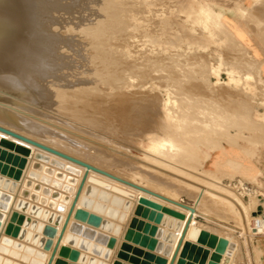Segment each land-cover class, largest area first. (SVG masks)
<instances>
[{"label":"rangeland","instance_id":"obj_1","mask_svg":"<svg viewBox=\"0 0 264 264\" xmlns=\"http://www.w3.org/2000/svg\"><path fill=\"white\" fill-rule=\"evenodd\" d=\"M85 3L57 25L80 76L32 95L0 87V108L65 132L75 155L110 171L143 182L131 170L145 166L183 185L155 187L188 204L198 205L193 190L239 197L243 214L227 219L239 228L195 216L198 238L179 263L264 264V0ZM76 174L0 142V264L44 262ZM149 198L89 182L55 264H162L181 211Z\"/></svg>","mask_w":264,"mask_h":264},{"label":"bare ground","instance_id":"obj_2","mask_svg":"<svg viewBox=\"0 0 264 264\" xmlns=\"http://www.w3.org/2000/svg\"><path fill=\"white\" fill-rule=\"evenodd\" d=\"M86 1L87 0H0V87H2L4 89L6 88V89L17 90L20 93V95L21 94L24 95L26 93L25 90H28L29 92L32 91V93H31V95H32L34 90H36L35 92H37L38 90H39V92L40 91L44 92V88L42 87L41 83L46 85V87H48V86L52 87V86H56V84H59V85L61 83L63 84V82L65 81L67 76H72L74 78V80L76 78H78V76H80V74L77 72H74L75 70L70 67L71 62L68 59L69 56L66 53L68 51V48L73 47V45L71 46L66 41V43L68 44V45H66L67 47L64 49L60 48V46H59L60 42H64V39H61L59 37V34H58L59 28L57 27V25H58V23H61L62 19H64L65 16H67V14H70L72 12L73 7L76 8L77 6L84 4ZM89 1H92V0H89ZM88 6H90L89 3H88ZM86 7H87V5H86ZM104 7H105V5H104ZM99 8H101V7H99ZM77 9H79V8H77ZM98 10H100V9H98ZM75 12H77V11H75ZM74 13H72V14H74ZM70 15H68V16H70ZM102 15H100V16H102ZM89 16H90V14H89ZM92 17H94V16H92ZM74 19H76V18H74ZM87 20H88V18H87ZM71 21H72V18H71ZM66 22H65V24H66ZM72 22H70V23H72ZM81 23L83 24V21ZM90 24H91V22H90ZM90 24L88 23V25H90ZM98 24L99 23H97V25ZM67 25H68V23H67ZM85 27H86V25H85ZM83 28H84V26H83ZM91 28H92V26H91ZM83 39L84 38H81V39L77 38V42L79 40L81 43V41ZM77 42H75V46L78 48H83L81 46V44L79 42L78 43ZM82 43H84V42H82ZM52 63L54 65H52ZM65 83H67V85H69V82L65 81L64 84ZM60 87H62V85H60ZM7 91L10 92V90H7ZM56 93H57V91H56ZM56 93H54V94H56ZM13 94H15V93H13ZM55 97H53V98H55ZM23 99H25V98H23ZM17 103H14L15 106ZM1 104L3 105V103H0V105ZM9 105H11V104H9ZM18 105L21 106L22 104L19 103ZM20 106H19V108H20ZM22 107H23V105H22ZM20 109H22V108H20ZM23 112H19L18 110H15L13 108L11 109V107H6V106L0 108V125H3L7 128L14 130V131H17L18 133H21V134L28 136L30 138L36 139L42 143L50 145L54 148H57L61 151L66 152L70 155L78 157L79 159L87 161V162H89V163H91L97 167H100L102 169H105V170H107V171H109V172H111V173H113L119 177L125 178L129 181H132V182H135V183H137L143 187L151 189V190L158 192L162 195H165L169 198L179 200L178 198H176V196H174V194H175L174 192H172L171 194H167L169 192L165 193V190L161 191L160 189L158 190L157 187H155L156 182H157V184L159 182L162 185L167 184L168 187L170 185H173V183H170L173 181H170L168 178L165 179V177H163V176L160 178V176L158 177L155 174H152L151 171L146 170L147 168H145V166H143L144 168L134 166L131 170V171H133V173L135 175H140V177L142 176L143 178H145L143 180H146V181H143V182L134 180L128 176L120 175V174H118L119 171H118V173L110 171L111 169L108 170L107 168L104 167V165L101 166V165L97 164L96 162H94L93 158L91 161V160H88L86 158H82L80 155L79 156L75 155L76 151L80 150V149L75 148L74 147L75 145L73 143H71L72 139H74V138L70 137L71 141L68 142L70 140V138L66 137L67 140L65 141L66 138L62 136V135H64L65 132L61 133L63 131L60 132L59 130H57V131L54 130L55 132L51 131L53 129V127H49V125L47 126L46 124H43V123L41 124V121H40V123H39V121L36 122L37 119H35V118L33 119V117H34L33 115H32L33 117L31 118L28 115H26V113H23ZM30 116H31V114H30ZM49 121H51V120H49ZM48 127L50 130L48 129ZM67 135H68V133H67ZM65 136H66V134H65ZM71 136H74V135H71ZM45 138L50 139V140H45ZM60 139L64 140L63 143L67 142V143H70L71 145L70 144H67V145L63 144L66 149L65 150H63L64 148L61 149L62 146L59 147L60 144L62 145V143L60 142L61 141ZM4 141H9V142H11V144H13V146H16V147L20 146L23 149H27V151L40 152V153H42V154H44L50 158L61 161L64 164H68L69 166L71 165L74 167V169L76 168V170H77L75 181L73 182V187L70 190L69 199L67 200V205L65 206V208L61 214L60 222L58 223V227L55 230V234L53 235V238L51 240L52 242L50 244V247L45 254V260L42 263V264H46L47 259L51 253V249H52L54 242L57 238V235L60 231L61 225L65 219L66 213H67L68 208L70 206V203L74 197L75 191L77 189V186L79 184V181L83 175L85 168L82 166H79L75 163H72L70 161H67L61 157L53 155L47 151L41 150L35 146L27 144V143H25L21 140H18L14 137H11L5 133L0 132V142L5 143ZM76 141H78V140H76ZM80 143L83 146L85 145L83 142H80ZM72 144L74 146H72ZM86 148H88V147H86ZM75 149H76V151H74ZM77 153H78V151H77ZM93 153L94 152H92V154ZM95 153H96V150H95ZM97 153H99V152H97ZM82 154H84V153H82ZM106 154H107V152H106ZM89 155H91V154H89ZM89 155H87V156H89ZM101 155H103V154H101ZM103 156H105V155H103ZM106 156L100 157V155H99V157L102 159V161H109V159H107ZM112 156L114 157V155H112ZM95 158H96V156H95ZM118 161H119V159H118ZM116 163H118V162H116ZM125 163H127V160ZM162 178H164L166 181ZM93 180L101 181L102 183H105L108 185L112 184V185H117L120 187H125L127 189L134 191L135 193L150 197L149 198L150 201H151V198H153V199H155L161 203H164L166 205H170V206L175 207L181 211L179 220L177 219V223L175 224L176 232H175L174 237H172L173 241L167 250L166 258L162 262V264H168L170 256L173 252V249H174V247L177 243V240L179 238V235L181 233L182 227L185 223L187 216L189 215V211L187 209H183L181 207L175 206L173 204H170L168 202H165L163 200H160L158 198L150 196V195H148L142 191H139L137 189H134L132 187H129L127 185L119 183L118 181H116L114 179H111L109 177H106L104 175H101V174L96 173V172L91 171V170H89V172H88L87 178L83 184L82 190L80 192L78 200L75 204V207L73 209V212L71 214V217L69 219L67 227H66L65 232L61 238L57 252H56L54 259H53L51 264L56 263L55 261H56V257H57L59 247L63 244L65 238L67 237V232L69 230V227L72 224L75 212H76L79 204L82 201V198H83V195L86 191L87 185L89 184V182H91ZM150 181L155 182V183L152 184V183H150ZM168 181H170V182L168 183ZM174 183H176V182H174ZM160 184H158V185H160ZM173 186H174V190L177 189L176 188L177 186L179 187L178 190L180 189V187L183 188V185L181 186L179 184L173 185ZM199 187H201V186H199ZM216 187H218V186H216ZM186 188L187 187H185V189ZM223 188L224 187H222V189ZM191 189H189V190L191 191ZM211 189H212L213 193L207 192V194H204V193L200 194V192L193 190L194 196L198 200V205L190 204L194 207L195 210L193 213L191 223L189 224L188 230L185 234L184 240H183L182 245L179 249V252H178V255H177V258H176L174 264L182 263L183 251L187 247L188 243H190L189 240H191V238H193V239L198 238V235H199L198 234V227L194 223L195 216H201V217H204L208 220L211 219V221L213 220L212 222L216 223L217 225H220V226H223V227H226L229 229H231V228L234 229L233 227L239 228V226H237L234 223L231 224L227 219H229L230 216L232 217L234 214H236V212L237 213L240 212L241 215L243 214L245 206H244V203L242 202V200H240V198L237 196L229 197V196H226L225 194H222V192H224V191H219L220 190L219 188L218 189L216 188V190H218L219 192L215 191V189L213 190V188H211ZM224 190H225V188H224ZM166 191H168V190L166 189ZM152 201L154 203V200H152ZM243 216L245 217V215H243ZM233 218H234V216H233ZM235 218H236V216H235ZM245 219L247 221L246 217H245ZM245 219H244V221H245ZM253 224H255V222H253ZM39 263H40V261H39Z\"/></svg>","mask_w":264,"mask_h":264},{"label":"water","instance_id":"obj_3","mask_svg":"<svg viewBox=\"0 0 264 264\" xmlns=\"http://www.w3.org/2000/svg\"><path fill=\"white\" fill-rule=\"evenodd\" d=\"M0 132L5 133V134H7V135H9L11 137H14V138H16L18 140H21V141H23V142H25L27 144L35 146V147H37V148H39L41 150L47 151V152H49V153H51L53 155L61 157V158L65 159V160H67V161H70L72 163H75V164L85 168V170L83 172V175H82V177H81V179L79 181V184L77 186V189L75 191L74 197H73V199H72V201L70 203V206L68 208V211L66 213L65 219H64V221H63V223L61 225L60 231H59V233L57 235V238H56V240L54 242V245H53V247L51 249V253H50V255H49L48 259H47V263L46 264H51L53 259H54V256H55V254L57 252V249H58V246L60 244L61 238H62V236H63V234L65 232V229L67 227V224H68L69 219L71 217V214L73 212L75 204H76V202L78 200V197H79L80 192L82 190L83 184H84V182H85V180L87 178L89 170L94 171L96 173H99L101 175H104L106 177H109L111 179H114V180L118 181L119 183H122L124 185L129 186V187H132V188L137 189L139 191H142V192H144V193H146V194H148L150 196H153L155 198H158L160 200H163V201L168 202L170 204H173L175 206L181 207L183 209H187L189 211V215L187 216V218L185 220V223H184V225L182 227V230H181V233H180L179 238L177 240V243H176V245H175V247L173 249V252H172V254L170 256V259H169V262H168V264H174L175 263V260L177 258L179 249H180V247L182 245V242L184 240L185 234H186V232L188 230L189 224L191 223V220H192V217H193V213H194L195 209H194V207L192 205L184 202L183 200H175V199L169 198V197H167L165 195H162V194H160L158 192H155V191H153L151 189L143 187V186H141V185H139V184H137L135 182H132V181H129V180L125 179V178L119 177V176H117V175H115V174H113V173H111V172H109V171H107L105 169L97 167V166H95V165H93V164H91V163H89L87 161L79 159L78 157L70 155V154H68V153H66L64 151H61V150H59L57 148H54V147H52L50 145L42 143V142H40V141H38L36 139L30 138V137L25 136V135H23L21 133H18L17 131H14V130H12L10 128H7V127H5L3 125H0ZM4 142H5L4 144H6L8 146H13V144H11V142H9V141H4ZM17 148H19L20 150H23V151H27V149H23L20 146L17 147ZM261 212H262L261 205H257L256 210L253 211L252 215H254V216L255 215H259V214H261Z\"/></svg>","mask_w":264,"mask_h":264},{"label":"crops","instance_id":"obj_4","mask_svg":"<svg viewBox=\"0 0 264 264\" xmlns=\"http://www.w3.org/2000/svg\"><path fill=\"white\" fill-rule=\"evenodd\" d=\"M197 217V216H196ZM256 243H257V245H258V247H259V236H257V238H256Z\"/></svg>","mask_w":264,"mask_h":264}]
</instances>
